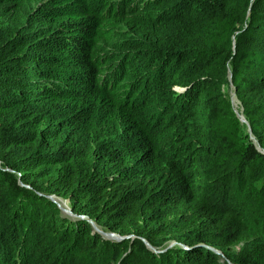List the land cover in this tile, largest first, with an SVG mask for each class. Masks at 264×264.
<instances>
[{
    "label": "trees",
    "instance_id": "16d2710c",
    "mask_svg": "<svg viewBox=\"0 0 264 264\" xmlns=\"http://www.w3.org/2000/svg\"><path fill=\"white\" fill-rule=\"evenodd\" d=\"M0 264H264V0H0Z\"/></svg>",
    "mask_w": 264,
    "mask_h": 264
},
{
    "label": "rangeland",
    "instance_id": "374dc122",
    "mask_svg": "<svg viewBox=\"0 0 264 264\" xmlns=\"http://www.w3.org/2000/svg\"><path fill=\"white\" fill-rule=\"evenodd\" d=\"M119 38H122V39H125L126 38V35H121ZM108 49V48H107ZM227 82H228V85L224 91L225 93V96H226V99H227V103H228V106H229V109L230 111L232 112V114L235 116V111L236 113L240 114V111H239V107H238V104L236 102V100L234 99V95H233V89L231 87V84H230V80H229V76L227 77ZM172 90H175L177 91L178 88L177 87H173ZM237 119V118H236ZM238 120V119H237ZM239 122V121H238ZM240 123V122H239ZM242 124V123H240ZM243 125V124H242ZM244 133L247 135L248 137V140H249V136H248V133L246 131V129L244 130ZM250 141V140H249ZM251 142V141H250ZM252 144V142H251ZM52 200L54 201V203L56 204V207H58V209H60L62 215H65L68 217V213H67V204L66 202L62 201V200H59V199H53L52 197Z\"/></svg>",
    "mask_w": 264,
    "mask_h": 264
},
{
    "label": "water",
    "instance_id": "95a60500",
    "mask_svg": "<svg viewBox=\"0 0 264 264\" xmlns=\"http://www.w3.org/2000/svg\"><path fill=\"white\" fill-rule=\"evenodd\" d=\"M228 76H229V74H228ZM233 95H234V94H233ZM234 114H235V117L238 119V121H239L240 123L246 125V122H245V120L243 119L242 115H240V114H238V113H236V112H235ZM246 131H247V133H248L249 140L253 143V145L255 146L256 150L259 151V150H258V147H257V145H256V143H255V141L253 140L252 136L250 135V131H249L247 125H246ZM47 198H48L51 202L54 203V201L52 200V197H47ZM57 208H58V207H57ZM67 213L69 214V209H67ZM89 223H90V225H91V228H92L93 230L96 231L94 225H93L91 222H89ZM99 233H100V232H99ZM101 234H102V236L105 237L106 239H111V240H114V241H121V240L124 239V238H120V237H118V236H116V235H114V234H109V233H107V234H105V233H101ZM142 242L144 243V245H145V247H146L147 249L152 250V249L150 248V246H149L145 241H142ZM213 253H214L215 255H217V256L220 257V261L224 260V257H223V255H222V253H220V251H218V250H213Z\"/></svg>",
    "mask_w": 264,
    "mask_h": 264
},
{
    "label": "bare ground",
    "instance_id": "6f19581e",
    "mask_svg": "<svg viewBox=\"0 0 264 264\" xmlns=\"http://www.w3.org/2000/svg\"><path fill=\"white\" fill-rule=\"evenodd\" d=\"M234 97V96H233ZM235 99V98H234ZM236 112V111H235Z\"/></svg>",
    "mask_w": 264,
    "mask_h": 264
},
{
    "label": "clouds",
    "instance_id": "9594fccd",
    "mask_svg": "<svg viewBox=\"0 0 264 264\" xmlns=\"http://www.w3.org/2000/svg\"><path fill=\"white\" fill-rule=\"evenodd\" d=\"M241 115V114H240ZM68 209V208H67Z\"/></svg>",
    "mask_w": 264,
    "mask_h": 264
}]
</instances>
